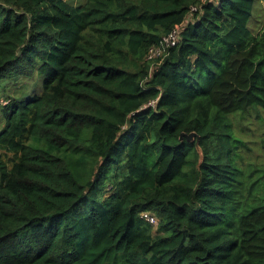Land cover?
I'll list each match as a JSON object with an SVG mask.
<instances>
[{"label": "trees", "instance_id": "1", "mask_svg": "<svg viewBox=\"0 0 264 264\" xmlns=\"http://www.w3.org/2000/svg\"><path fill=\"white\" fill-rule=\"evenodd\" d=\"M256 1L0 0V264H264Z\"/></svg>", "mask_w": 264, "mask_h": 264}, {"label": "rangeland", "instance_id": "2", "mask_svg": "<svg viewBox=\"0 0 264 264\" xmlns=\"http://www.w3.org/2000/svg\"><path fill=\"white\" fill-rule=\"evenodd\" d=\"M71 1L75 4L84 2V0ZM263 19L264 0H257L253 8L252 16L248 22V27L253 33L259 31ZM29 86L30 85L27 84V88ZM27 88L26 85L23 88L16 86L12 87L10 91L11 93L14 92L19 94L20 92L27 90ZM31 89H29L28 92H30ZM35 91L38 94L41 93L40 83ZM24 93H27V91ZM233 126L235 134L245 143V147L242 146L239 149V152L243 157L241 165L244 166L247 163H253L259 167H264V108L250 107L245 113L236 117ZM152 214L158 220L157 216L154 213ZM157 226H153V229H156Z\"/></svg>", "mask_w": 264, "mask_h": 264}, {"label": "built area", "instance_id": "3", "mask_svg": "<svg viewBox=\"0 0 264 264\" xmlns=\"http://www.w3.org/2000/svg\"><path fill=\"white\" fill-rule=\"evenodd\" d=\"M196 10V8H192L191 11L192 13ZM191 15H189L183 24L177 25L174 27V29L169 32L167 35H165L162 40L160 41L159 46L157 47H152L149 49L148 54H147V59L149 61H159L166 57L168 51L174 47L180 40V34L184 28V26L191 22ZM152 106L154 102L150 103ZM141 219H143L145 222L149 223L152 226H156L157 220L156 218L149 212H143L140 215Z\"/></svg>", "mask_w": 264, "mask_h": 264}, {"label": "water", "instance_id": "4", "mask_svg": "<svg viewBox=\"0 0 264 264\" xmlns=\"http://www.w3.org/2000/svg\"><path fill=\"white\" fill-rule=\"evenodd\" d=\"M184 138L187 141H189V142H195V146L197 148V151L200 154V162H201L202 161V152H201V150L199 149V146H198V141H199L198 135L196 133H190V134L182 133L180 135V140H183Z\"/></svg>", "mask_w": 264, "mask_h": 264}]
</instances>
